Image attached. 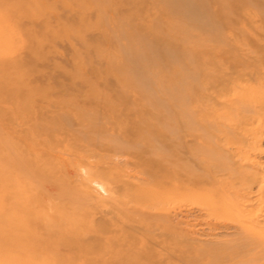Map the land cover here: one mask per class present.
Instances as JSON below:
<instances>
[{"label":"rangeland","instance_id":"rangeland-1","mask_svg":"<svg viewBox=\"0 0 264 264\" xmlns=\"http://www.w3.org/2000/svg\"><path fill=\"white\" fill-rule=\"evenodd\" d=\"M254 3L209 0L205 8L209 16L191 21L172 11L168 0H0V43L6 53L3 49L0 53V259H7L10 252L26 264H210L214 247L211 216L200 205L202 196L191 184L190 174L181 177V171L172 168L166 172L157 169V174L142 175L139 180L134 177L140 176V169L151 168V159H162L152 150L163 143H168L167 150L160 155L176 157L178 141L171 140L169 131L165 136L159 132L162 122L178 117V107L166 100L172 116L161 114L162 101L152 104L144 96L150 87L140 86L130 68L132 62L142 66V75L151 81L150 89L162 96L166 68L174 67L171 78L176 82L180 78L177 64L185 52L219 45L214 41L218 33H264L260 7ZM262 78L261 83L248 85L246 98L254 97L252 90L259 91L264 103V75ZM218 106L231 110V106ZM262 108L264 117V105ZM92 126L88 133H81ZM152 127L158 128L157 134L148 133ZM232 131L229 137L244 144H220L215 149L227 152L237 174L250 182L251 187L235 194L245 197H239L240 201L248 198L251 205L247 209L262 210L258 219L264 224V199H257L261 195L258 186L264 181V139L252 138L241 129ZM109 140L129 148L116 158L109 146L101 145ZM91 153L100 155L92 157ZM67 154L73 168L64 158ZM89 154L100 171L114 167L105 164L110 157L124 160L117 166L129 176L133 174L128 179L131 188L122 189L116 197L119 221L110 235L97 229L115 221L111 214H102V218L77 196L83 192L82 178L88 175L80 159ZM63 158L66 162L60 160ZM5 159L16 165L11 171ZM76 168L80 177L73 174ZM8 171L10 176L4 178ZM187 171L204 174L203 169L193 167ZM14 177H19L22 187L19 198ZM155 186H160L159 191L144 194L142 200L128 196L129 191L145 193ZM64 188L72 192L70 198L64 196ZM93 193L99 197L98 192ZM7 214L24 220L21 228L12 224L8 229ZM71 217L79 221L66 224ZM49 219L52 225L47 224ZM87 224L105 240L99 250L95 232ZM84 234L91 238L86 240ZM106 238L114 248H107ZM64 240L75 246L63 245Z\"/></svg>","mask_w":264,"mask_h":264},{"label":"bare ground","instance_id":"bare-ground-1","mask_svg":"<svg viewBox=\"0 0 264 264\" xmlns=\"http://www.w3.org/2000/svg\"><path fill=\"white\" fill-rule=\"evenodd\" d=\"M250 1L255 2L254 4L260 7L259 17L260 20L262 19L264 21V0ZM208 2L209 0H168V5L172 11H176L184 18L191 21H200L209 16V10L205 9ZM2 29V25L0 24V33L2 32ZM214 41L220 42L219 45L211 47L210 49H199L195 50L194 52L187 51L184 55L180 56V62L177 64L178 70L176 69V74L179 75L180 78L176 80V82H173L171 78L174 72V67L169 66L166 68L167 71L165 72V78L163 79L164 90L161 92L162 96H159L156 93L157 91L155 92L153 88L150 89L151 81L149 82V78L145 75H142L144 74L142 71L143 69H141L142 66L139 67V65L132 62L133 64L130 68L132 76L134 75L136 79L138 78L137 81L143 88L150 87V90L148 89V92L144 94V96L146 97L147 95V99H149L152 104L157 102V100L162 101L163 105L161 104L160 106L162 109L160 112L161 114L164 111L165 116L169 118L172 116L171 108L169 107V103L166 100L174 101V105L178 107V117L174 118L173 120L171 119L166 122H162L160 128L161 131L159 134L160 136H165L168 134L167 131H169L171 133V140H177L179 145L178 151L176 152V157L173 156L175 154H169L166 156L160 155L162 152L167 150V142L163 143L159 148L157 147L156 150H152L154 155H156L158 158L161 157L162 159H151V168H148L149 170L146 168L140 169V176L135 175L134 177L137 178H135L136 180H139L140 178H143L141 177L142 175L153 176L157 174L155 173V170L157 169L166 172L172 168H177L181 171V177L186 178L187 173H189V180L191 184L199 189L200 196H202L200 205L211 216V221L209 224L212 233L210 236L214 240V242L212 241L214 247L211 256L212 263L210 262V264H264V224H261V221L258 219L259 212L262 210H253L251 207L250 209H247L248 205H251L249 204L250 201L248 198L245 199V201H240L238 198L244 196L235 194V192L239 190L241 191V189L244 191L245 188L251 187V184L250 182L246 181L244 177H241L237 174L239 171L237 172L231 162V159L225 155L227 152H224L225 154L220 152V154L217 153L215 149L216 147L219 148L218 145L220 144H244L243 140L241 139L229 137L230 133H233L232 129H241L240 132L251 135L252 138H258L260 140L264 139V117L261 116L264 103H261L260 96L258 95L259 91L252 90L254 97L251 99L246 98V88L248 85L259 84L263 79L264 33L261 31H245L238 36H227L218 33L214 35ZM3 46L4 45L0 43V53L4 48ZM130 53L131 52H129V54ZM190 57L194 59V62L189 61ZM242 82L245 84H242ZM221 104L227 105L229 107L231 106V110L227 111L221 106H218ZM242 112L249 114V116L241 114ZM150 120L151 119H149L148 122ZM92 129H94L93 126L88 128L86 131L82 130L81 133H88L87 131ZM153 129L154 130L150 129L148 133L157 134L156 132H158V128L156 129L154 127ZM114 142V140H109L108 144L101 145H107L112 148H109V151L112 150L114 155L116 154L115 157L117 155H121L118 152H122L123 150L129 148L121 145L119 142L118 145L114 144ZM139 144L144 143L139 142ZM218 150L220 151V149ZM54 153L56 152L54 151ZM100 153L95 154L100 155ZM107 153L104 152L103 154L105 155ZM68 154L66 157H64L67 159V163H69L68 160L70 159L67 158ZM91 154L95 155L94 153ZM103 154L101 157L104 156ZM92 155H83L79 163L81 166H87L86 169L88 172V175L82 178L81 188L83 189V192L78 193L80 188L77 189V191L79 190L78 192L76 190H73V192L74 194H76L75 192L78 193L77 196L81 198L80 201L84 206L96 208V212L99 213L100 216L102 214H111L110 216H112L115 221H110V224L108 223V225L105 226V229H97L99 232H104L110 235V233L115 231L113 230V228L116 226L115 223L119 221V214L117 210L120 207V202L116 197L119 195V193H121L120 191L122 189L128 190L131 188L132 182H130L128 179L130 176H133V174L131 173L132 175L129 176L127 173L128 171L117 166V164L120 165V162H124L122 159H116L118 156L115 158V160L110 157L109 159L108 157L107 159L105 158L107 160L105 164L114 167L108 169L106 166V169L100 171L98 169V164L94 162V160L92 161L93 163L91 162ZM125 155H123V158L127 159V156ZM18 156L19 155H17V157ZM71 156L73 155L71 154ZM92 157H96V155ZM173 157L175 162L173 161ZM64 158L60 160L66 162ZM16 160H18V158ZM127 160H125V166L128 163H126ZM7 161L8 168H10L9 170L11 171L13 166L16 165H13L11 160ZM76 161H74V163H76ZM132 161L129 163L131 164ZM72 162L69 163L68 167L73 168L71 166L73 164ZM135 163L136 162H133L134 165ZM203 166H205V168ZM68 167L67 169H69ZM188 167L201 170L203 169L204 174L198 175L196 172L194 173L187 171ZM127 168H129V166ZM10 171L7 173L4 172V178L5 176H10ZM73 172L75 176L78 174L80 177L78 168H76ZM9 181H11V177ZM72 181L75 182V180ZM72 181L70 182L72 183ZM12 183L16 197L19 198V195L21 194L19 193V189L21 187L19 177H14ZM176 183H178V181ZM214 185H218V187L214 188ZM24 188L27 189L25 186ZM153 188L151 187L145 193L142 191H129L128 196L131 197L132 200H142L145 196L144 194L148 193L152 196L159 191L160 186H155ZM68 190L69 189L64 188L63 192L64 196L70 198L72 192L70 191L71 193L69 194V192L67 193ZM258 190L261 191V195L257 199H264V181L263 183H260ZM93 192H98L99 197L95 198L96 196ZM140 194H142V196H140ZM101 217L103 218V216ZM4 219L8 229L11 228L12 224L20 227L24 223V220H16L10 214H7ZM70 219L71 220H67L66 224L74 225L79 221L75 217H71ZM47 221L48 225L53 224L51 219ZM86 226L89 230H93V225L87 224ZM93 232H95L94 236L98 241H96V250H99V248L102 246V243H104L103 241L105 240L104 238H101L102 236L96 233L95 230H93ZM60 233H62V231ZM230 235H233L234 238H229ZM83 236L86 240L91 238L90 234H84ZM221 237H223L222 240L219 239ZM106 242L108 243L107 238ZM62 243H64L63 245H70V247L75 246V243H71V241L68 240H64ZM110 245L113 246V244L108 245L107 248H109V250L114 248ZM84 247L87 248L88 246ZM85 251L88 253L87 249H85ZM0 264L26 263L21 257H19V255L9 252L7 259L3 257L0 259Z\"/></svg>","mask_w":264,"mask_h":264}]
</instances>
